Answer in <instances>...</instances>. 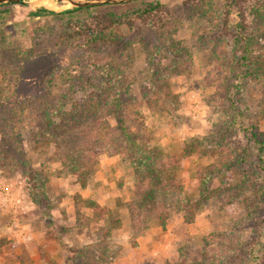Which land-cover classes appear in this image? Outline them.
Instances as JSON below:
<instances>
[{"label": "rangeland", "instance_id": "374dc122", "mask_svg": "<svg viewBox=\"0 0 264 264\" xmlns=\"http://www.w3.org/2000/svg\"><path fill=\"white\" fill-rule=\"evenodd\" d=\"M144 1L150 0L104 3L70 12L67 9L76 6L68 0H52L53 7L43 0L0 5V71L6 75L0 87V264L30 262L14 243L15 231L41 218L52 225L53 213L64 223L55 227L56 234L81 231L79 222L95 241L99 227L108 224L96 220L81 202L76 207L78 194L94 199L120 220L109 238L110 251L118 252L114 260L124 252L126 239L128 246H135L142 235H134L131 228L126 202L133 197L135 178L121 155L100 154L95 172L82 188L55 157L54 144L47 150L34 146V114L39 105L62 101L69 110L74 101L84 100L100 87L99 75L86 81L76 76V70L110 64L118 66L129 82L125 99L130 131L142 133L164 153L186 154L177 175L184 186L182 203L178 200L171 206L165 228L152 222L143 234L156 226L163 229L161 238L170 232L176 256L169 261H175L182 248L188 261L206 250L208 255L224 253L222 260H216L222 264H264V170L257 167V149L249 141L252 125L264 130V89L261 80L248 73L258 68V53L264 47L253 44L243 59L236 24L241 13L252 21V8L260 0H243L242 8L234 4L229 27L224 24L229 0H160L164 9L156 21L136 18L132 26L116 25V37L110 42L87 44L80 35V25L94 14L130 12ZM203 1L210 7L204 15L200 14ZM40 7L56 14H31ZM177 53L182 70L170 71L168 87L156 88L153 106H148L152 69L160 73ZM169 92L177 98H170ZM8 99L16 109L11 115L4 103ZM109 122L116 123L112 117ZM193 141L202 145L201 152L187 153ZM202 175L206 180H201ZM42 176L47 179V195L39 190L41 202L36 204L30 191ZM186 200L191 205L189 221ZM78 245L82 244L71 247ZM71 255L67 247L49 264H73Z\"/></svg>", "mask_w": 264, "mask_h": 264}, {"label": "trees", "instance_id": "16d2710c", "mask_svg": "<svg viewBox=\"0 0 264 264\" xmlns=\"http://www.w3.org/2000/svg\"><path fill=\"white\" fill-rule=\"evenodd\" d=\"M242 2L243 0H229L227 2L224 24H227L228 27L231 7L235 4L242 8ZM200 4L202 5L200 14H207L210 11L208 3L203 1ZM91 7L93 6H76L67 9V12ZM163 9L160 0H150L144 1L130 12L97 13L85 21L84 26L80 25L82 27L80 35L85 36V43L87 44H96L98 41L110 42L116 37V25L132 26L136 18L144 22L152 19L156 21L161 16ZM252 13L254 15L252 21L246 20L244 13H241L239 15L240 21L236 23L240 35L239 41L244 45V51L241 55L243 59H247L253 44L260 43L264 47V0H260L256 6H253ZM31 14L42 16L56 14V12L40 7L31 11ZM258 54L257 63L261 73L257 72V67L254 71L248 70V73L256 75L261 80L264 89V51ZM178 60L179 54L177 53L174 55L171 64L163 67L160 73L152 69L148 86L150 90L146 95L148 106L153 104L151 98L152 94H155L156 88L168 87L167 77L170 71L182 70L179 69ZM115 66L113 64L95 65L91 71L82 69L78 70L79 73L75 69L76 76L81 79L84 78L86 81H91L93 77L99 75L100 87H98V91L92 90L90 94H86L84 100L74 101L69 110L65 109V104L62 101H58L55 106L39 105L38 113L34 114V119L37 120V127H34V146L39 150H47L54 144L55 157L60 160L67 172L76 177L82 188L87 186L90 176L95 172L100 154L121 155L129 162L134 172L133 197L126 202V205L132 231L134 235H141L151 226L152 222L165 228L172 214L171 206L178 200L182 203L184 186L178 183L177 175L182 168L181 158L186 154L164 153L163 149L150 145L149 139L142 133L130 131L127 123L131 117L127 113L128 100L125 99L128 96L130 86L118 66ZM70 75L72 76L73 73ZM4 78L6 75L0 71V87L5 80ZM168 96L177 98L171 92L168 93ZM9 101V99L4 101L7 115H11V112L16 110L15 105ZM153 102L159 108L158 99H154ZM165 102L170 104L169 100ZM109 117L114 118L115 125L110 124ZM86 122H90V127L85 126ZM249 136V141L257 149L256 165L264 170V130L257 125H252ZM187 146V153L201 152L202 150V145H195L194 141ZM44 177L42 176L38 184L34 183V191L33 189L30 191V195L34 193V203L36 204L41 202L37 197L39 190L43 195H47L45 189L47 179ZM201 180H206L204 175L201 176ZM76 198L79 200H75L76 207L81 202L82 206L92 210L96 220H104L108 226L99 227L100 233H98L95 241L70 247L69 250L72 254L70 259L74 261L73 264H111L118 252L110 251L109 238L112 229L121 225L120 220L115 219L111 211H106L94 199L84 198L80 194ZM184 203H186V207L183 205ZM184 203L181 207H185L186 210L191 207L187 200ZM189 210H187L188 215L185 213L187 221L191 219ZM84 218L88 220L87 217L84 216ZM77 224L82 228L84 227L79 222ZM178 251V258L175 261H166L165 264H222L216 260H222L224 257V253L208 255L206 250H200L192 261H188L183 249L179 248Z\"/></svg>", "mask_w": 264, "mask_h": 264}, {"label": "crops", "instance_id": "0c3cea01", "mask_svg": "<svg viewBox=\"0 0 264 264\" xmlns=\"http://www.w3.org/2000/svg\"><path fill=\"white\" fill-rule=\"evenodd\" d=\"M69 208L67 207V211L71 212ZM35 215L34 209V220ZM56 218V213H53L52 225H47L41 218L39 221H34V224L20 225V229L15 231L16 239L14 243L21 250L20 254L28 257L30 262H27V264H49L51 258H55L58 253L60 254L65 249L67 250V247L69 249L72 245L78 243L86 244L95 239L93 234L85 233V229L82 228L81 231L73 229L74 236L69 234L73 233L71 231L59 236L54 231L55 227L57 229V227L64 223ZM70 225L72 226L73 224L70 223ZM161 232H163L162 227L161 229L158 226L152 228L150 232L139 236L135 246H128L130 241L129 238L126 239V242H124V252L111 264H162L174 259L176 256V244L171 239L169 231L164 234V237L162 235V238L159 236ZM87 238L89 239L87 240ZM16 254L19 253L16 252Z\"/></svg>", "mask_w": 264, "mask_h": 264}, {"label": "water", "instance_id": "95a60500", "mask_svg": "<svg viewBox=\"0 0 264 264\" xmlns=\"http://www.w3.org/2000/svg\"><path fill=\"white\" fill-rule=\"evenodd\" d=\"M25 0H0V5L10 2H24ZM77 7L93 6L104 3H117L124 2L127 0H68Z\"/></svg>", "mask_w": 264, "mask_h": 264}, {"label": "bare ground", "instance_id": "6f19581e", "mask_svg": "<svg viewBox=\"0 0 264 264\" xmlns=\"http://www.w3.org/2000/svg\"><path fill=\"white\" fill-rule=\"evenodd\" d=\"M44 2H46L48 4V6H52L53 7V3L51 2L52 0H43Z\"/></svg>", "mask_w": 264, "mask_h": 264}]
</instances>
